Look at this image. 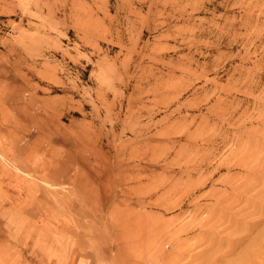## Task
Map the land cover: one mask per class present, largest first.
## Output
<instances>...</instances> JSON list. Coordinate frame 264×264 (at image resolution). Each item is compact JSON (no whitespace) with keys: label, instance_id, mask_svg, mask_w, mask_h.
Masks as SVG:
<instances>
[{"label":"rangeland","instance_id":"1","mask_svg":"<svg viewBox=\"0 0 264 264\" xmlns=\"http://www.w3.org/2000/svg\"><path fill=\"white\" fill-rule=\"evenodd\" d=\"M262 176L264 0H0V264H264Z\"/></svg>","mask_w":264,"mask_h":264},{"label":"bare ground","instance_id":"2","mask_svg":"<svg viewBox=\"0 0 264 264\" xmlns=\"http://www.w3.org/2000/svg\"><path fill=\"white\" fill-rule=\"evenodd\" d=\"M262 169H263V168H262ZM252 174H254V173H252ZM250 175H251V173H250ZM258 177H260V176H258ZM262 177H264V176H262ZM256 178H257V176H256ZM257 179H258V178H257ZM252 180H253V179H252ZM259 180H261V178H260ZM247 181L250 182L251 179L249 178V180H247ZM263 181H264V180H263ZM252 183H253V182H252ZM260 183H261V182H260ZM249 186L251 187L252 184H251V185L249 184ZM249 186H248V187H249ZM255 187H256V186H255ZM238 188H239V187H238ZM253 188H254V185H253ZM248 189H250V188H248ZM246 190H247V189H246ZM255 190H256V188H255ZM253 191H254V190H253ZM257 200H258V199H257ZM257 204H258V203H257ZM248 205H249V204H248ZM255 205H256V204H255ZM253 206H254V205H253ZM248 208H249V207H248ZM250 208H251V207H250ZM259 208H260V207H259ZM261 208H262V206H261ZM251 209H252V208H251ZM256 211H257V210H256ZM253 212H254V210H253ZM248 217H249V216H248ZM262 220H263V219H262ZM261 223H262V222H261ZM255 225H256V224H255ZM254 227H255V226H254ZM262 230H264V229H262ZM262 230H261V231H262ZM261 231H260V232H261ZM262 233H263V234L260 235L261 237L264 236V231H263ZM261 240H262V239H261ZM251 243H252V242H251ZM251 243H250V247H251L252 250H251L249 247H248V248L251 250L252 253H254V250H255L254 248H255V245H257L258 241L256 240V241H254L252 244H251ZM252 247H254V248H252Z\"/></svg>","mask_w":264,"mask_h":264}]
</instances>
